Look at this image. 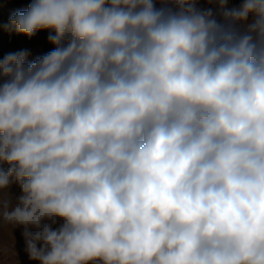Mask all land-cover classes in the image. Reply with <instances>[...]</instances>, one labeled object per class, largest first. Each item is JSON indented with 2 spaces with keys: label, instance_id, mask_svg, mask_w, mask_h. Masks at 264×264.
Instances as JSON below:
<instances>
[{
  "label": "clouds",
  "instance_id": "clouds-1",
  "mask_svg": "<svg viewBox=\"0 0 264 264\" xmlns=\"http://www.w3.org/2000/svg\"><path fill=\"white\" fill-rule=\"evenodd\" d=\"M3 27L54 45L0 59L29 260L264 264V0H31Z\"/></svg>",
  "mask_w": 264,
  "mask_h": 264
},
{
  "label": "rangeland",
  "instance_id": "rangeland-1",
  "mask_svg": "<svg viewBox=\"0 0 264 264\" xmlns=\"http://www.w3.org/2000/svg\"><path fill=\"white\" fill-rule=\"evenodd\" d=\"M31 3V0H0V15L11 16L19 10H24ZM159 6V5H158ZM239 6V5H238ZM201 7H208L202 3ZM230 7H236L234 0H230ZM48 32L41 31L30 42L17 41L14 44L5 48L4 54L17 52L27 49L30 52L28 62L41 57L45 54V48L53 47L47 40ZM6 167V166H5ZM11 191L15 195L20 194V189L17 185H13ZM22 229L14 228L11 225H5L0 222V264H38L37 261L29 260L24 248V241L21 236Z\"/></svg>",
  "mask_w": 264,
  "mask_h": 264
},
{
  "label": "trees",
  "instance_id": "trees-1",
  "mask_svg": "<svg viewBox=\"0 0 264 264\" xmlns=\"http://www.w3.org/2000/svg\"><path fill=\"white\" fill-rule=\"evenodd\" d=\"M241 2H242V0H234V5L238 6ZM9 18H10V16H8V15H0V59H2L5 56L4 51H5L6 47L14 44L17 41L30 42L31 40H33L35 38V36H37L38 34L41 33V31H40L34 37L29 39L28 37H26L24 35L16 34L14 31L9 32V31L5 30L3 27L4 25L8 24ZM52 50H53V47L45 48V52H41L40 54L43 55V54H46Z\"/></svg>",
  "mask_w": 264,
  "mask_h": 264
}]
</instances>
